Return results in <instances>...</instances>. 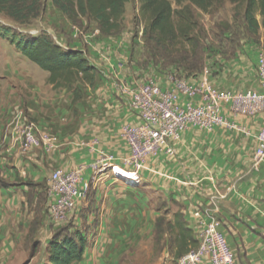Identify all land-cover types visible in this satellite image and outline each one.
<instances>
[{"label":"crops","instance_id":"crops-1","mask_svg":"<svg viewBox=\"0 0 264 264\" xmlns=\"http://www.w3.org/2000/svg\"><path fill=\"white\" fill-rule=\"evenodd\" d=\"M45 10L46 18L52 13V17L65 19L50 5ZM122 33L103 38L94 31L83 37L71 24L58 38L47 33L61 48L84 52L99 72L95 87L86 90L75 105L68 90L53 91L47 73L28 63L25 66L26 60L18 53L14 52L13 62H0V264L23 261V255L17 254L19 245L25 252L31 253L35 244L44 250L54 231L46 221L49 177L54 170L70 172L78 166L85 168L82 181L89 189L69 219L68 230L80 231L83 223H90L92 213L98 212L99 233L92 247L86 241L83 259L77 264H125V260L135 264L141 250L137 246H143L147 260L152 245L158 247L166 239L171 247L175 237L171 232H165L159 244L155 242V223L162 215L158 208L163 201L181 206L177 208L182 221L197 241L209 222L203 209L211 197L220 198L214 215L236 264H264V160L250 170L262 114L236 115L228 103H221V114L250 135L224 127L202 130L188 126L173 146V156L156 154L146 159L136 173L138 184L117 180L109 170L92 169L104 153L126 171L121 172H134L123 165L129 155L123 130L136 121L128 108L131 90L143 83L140 77L144 76L161 90L172 87L167 79L170 68L139 69L135 65L129 37ZM261 53L262 30L257 42L241 41L232 57L209 56L205 60L208 71L188 79L195 84L205 82L219 94L259 91L256 70ZM178 103L198 107L203 99L179 95ZM17 110L52 137L55 147L50 153L25 151L15 140L9 124ZM174 213L165 215L169 217L165 223L174 224ZM174 253L175 245L173 255L166 259L174 260ZM201 264L210 263L204 259Z\"/></svg>","mask_w":264,"mask_h":264},{"label":"trees","instance_id":"trees-1","mask_svg":"<svg viewBox=\"0 0 264 264\" xmlns=\"http://www.w3.org/2000/svg\"><path fill=\"white\" fill-rule=\"evenodd\" d=\"M136 24L141 25V59L134 60L136 42L131 40L132 61L140 60L151 69L166 70L184 78L196 77L205 67L209 56L219 53L232 57L244 40L257 42L264 35V0H136ZM131 0H0V14L19 25H29L40 19L47 5L57 10L72 27L93 24L100 37L118 36L123 32L126 4ZM226 2L242 6L234 12L233 21L218 25L217 41L209 42L207 31L200 22V13L209 15ZM259 18V19H258ZM87 28V27H85ZM2 38L9 42L21 57L47 73L53 91L71 93L75 105L86 90L95 87L98 70L79 50L63 49L45 32L29 38ZM217 52V53H216ZM76 110H73V115ZM178 208L181 206L169 201ZM161 204L159 205V210ZM167 210L156 219L155 242L159 244L165 232L174 233L175 259L196 248L190 230L186 229L180 212L174 213V224L165 223ZM54 229L44 252L46 264H77L83 259L86 239L78 230ZM170 243V242H169ZM172 243V242H171ZM37 244L32 247L31 258Z\"/></svg>","mask_w":264,"mask_h":264},{"label":"built area","instance_id":"built-area-1","mask_svg":"<svg viewBox=\"0 0 264 264\" xmlns=\"http://www.w3.org/2000/svg\"><path fill=\"white\" fill-rule=\"evenodd\" d=\"M208 71L203 68L202 72ZM257 77L259 91H248L242 94H219L205 82L192 83L190 79L167 73L171 84L170 90H161L156 83L147 79L144 83L134 86L131 90L129 110L136 121L123 130V138L127 144L129 155L123 165L134 172L131 183L138 184L136 175L144 162L150 156L166 154L173 156V146L179 141L180 133L188 126L210 130L214 127H224L237 130L245 136L250 135L245 128L228 121L221 114V103H228L233 114L255 116L262 114L260 130L254 136L257 145L252 156L250 170L255 169L264 160V53L258 55ZM179 95H198L203 99V105L194 107L180 105ZM9 126L14 138L25 151L40 149L50 153L55 147L51 136L40 130L37 123L26 118L21 110H17ZM111 155L100 154L99 159L91 165L96 172H109L118 180L122 178L123 168L115 164ZM84 166H78L70 172L54 170L48 180L46 194V221L56 229L62 224H68L79 202L85 199L89 186L82 181ZM219 197H211L203 209L209 222L198 233L197 246L179 257L176 264H201L207 259L210 264H236V256L229 248L224 234L219 229L215 218Z\"/></svg>","mask_w":264,"mask_h":264},{"label":"rangeland","instance_id":"rangeland-1","mask_svg":"<svg viewBox=\"0 0 264 264\" xmlns=\"http://www.w3.org/2000/svg\"><path fill=\"white\" fill-rule=\"evenodd\" d=\"M242 8L243 7L240 5L235 6V5H232L226 2L225 4L222 5L221 8H219L216 11H213L209 15L200 13L199 19L207 31L209 42L217 41L216 34L218 33V25L222 23L231 24V22L233 21L234 12L241 11ZM137 10H138L137 1L131 0L130 3L126 4L125 13L123 16V26H124L123 33H126L128 35L129 38L127 40H129L130 44H131V40H133V42H136L137 44L135 47L136 56H134V60L136 61L137 59H141L140 55L142 53L141 48H140L141 45L139 44L141 25L139 24L137 25L136 22H134V18L137 14ZM50 14L51 15L49 17L47 13V16L49 18H46V10H45L43 16L40 19L32 21L29 25H19L15 23L14 21H12L11 19H9L8 17H6L5 15L0 14V62L3 63L8 60L10 62L14 61V58H12L15 54L13 47L9 44L8 41L2 38V34L6 32L9 37L15 36L16 38H29V37L36 36L37 34L43 32L44 30L45 33H49L53 37L58 38L63 33V31L68 28V24L70 23L66 19H59V18L57 19V17L55 16L52 17L53 16L52 13ZM85 27L84 26L82 28L72 27V29L75 30L77 34L81 33V36L83 37L85 33L93 35L95 31L93 24H89ZM81 43L85 49L84 41H82ZM26 63H28L30 66L34 67L35 69L40 70L35 64L30 63L27 60L25 61V66L29 67L28 65H26ZM135 65H137L139 69H142L145 66V62L140 60V62ZM144 77L142 78L140 77L143 83L147 79V77L146 79H144ZM136 80H139V79L136 78ZM138 85L140 84H137L136 86ZM166 210L168 214L169 213L171 214L173 212H177L178 208L176 206L168 204L167 201H163L161 202L160 213L164 214ZM167 218L169 217H166V219ZM60 227L64 228L65 230V228L67 229L70 226L67 224H62V226ZM82 228L83 229H79V230L81 232L83 231L82 235L85 237L86 241L89 242L88 247H92L99 233V213L98 212L92 213L90 223H87V222L83 223ZM34 229H36V227ZM34 229L31 228V231H33ZM173 246L174 244L172 243L170 247V244L168 241L166 242V239L165 241L160 243L158 247L157 246L155 247L154 245H152V255H151V259L149 258V260H147V258L143 259V256L145 255V252H146L143 249V246L142 247L137 246V250H139L140 248L141 250L138 251L137 261L135 260L136 262L135 261L134 262L135 264H176V262L174 261L175 259L174 260L166 259L167 256L169 258L171 257V255H173ZM22 249H23L22 245H19L17 248L18 250L17 254L20 256L23 255V259H24L23 261L21 260L17 261L18 264H46V254L43 250V247L39 246V244H37L35 251L33 252L34 254L32 258H31L30 252H25L28 250H24V249L22 250ZM126 262L127 260H125L124 263L126 264Z\"/></svg>","mask_w":264,"mask_h":264},{"label":"bare ground","instance_id":"bare-ground-1","mask_svg":"<svg viewBox=\"0 0 264 264\" xmlns=\"http://www.w3.org/2000/svg\"><path fill=\"white\" fill-rule=\"evenodd\" d=\"M120 174H121L122 178H124L127 181H132L133 178H134V175L133 174H130V173L120 172Z\"/></svg>","mask_w":264,"mask_h":264}]
</instances>
